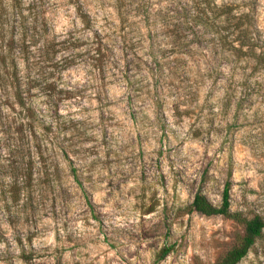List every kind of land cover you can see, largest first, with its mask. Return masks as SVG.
Returning a JSON list of instances; mask_svg holds the SVG:
<instances>
[{
    "label": "rangeland",
    "instance_id": "374dc122",
    "mask_svg": "<svg viewBox=\"0 0 264 264\" xmlns=\"http://www.w3.org/2000/svg\"><path fill=\"white\" fill-rule=\"evenodd\" d=\"M92 1L86 0L91 11ZM226 1L251 11L260 47L264 0ZM42 2L48 42L75 26L80 31L76 3ZM151 3L153 10L177 7ZM213 34L188 37L185 52L172 54L174 65H129L136 88L160 92L156 106L144 104L143 94L127 96L112 65L118 53L102 57L86 35L66 68L58 48L42 44L19 65L31 81L27 107L0 113V264H213L238 243L243 227L188 211L206 170L203 193L210 203L220 204L229 173L231 210L264 217V62L247 57L228 64ZM26 116L39 125L61 123L83 189L61 165L58 187L31 206L3 200V172L21 162L13 153L16 118ZM238 264H264V233Z\"/></svg>",
    "mask_w": 264,
    "mask_h": 264
},
{
    "label": "trees",
    "instance_id": "16d2710c",
    "mask_svg": "<svg viewBox=\"0 0 264 264\" xmlns=\"http://www.w3.org/2000/svg\"><path fill=\"white\" fill-rule=\"evenodd\" d=\"M72 1L77 5L80 31L75 26L72 31L63 34L62 40L57 43L51 40L50 43V25L44 16L42 0H0V113L8 109L14 111L15 106L20 107V113L25 112L26 87L31 81L27 73L21 74L19 65L30 59L32 53L40 48L39 44H42L41 47L51 45L58 48L57 52L64 56L62 66L66 68L75 61V52L80 47L78 42L84 35L93 39L91 47L95 44L102 57L103 51L111 55L118 53L112 65H118L127 96L135 99L143 94L144 104L148 100L154 106L159 103L160 92L151 94L147 90L143 93L136 88L129 65H174L178 58L173 59L172 54L185 52L189 45L188 37H198L203 31L214 33L217 47L225 52L228 64L236 65L247 57L257 64L264 62V43L260 47L254 45L251 11L245 12L240 5L226 0H168L172 6L176 3L177 7L173 6L172 10L165 7L153 10L151 0H113L111 6L94 0L93 11L89 10L86 0ZM108 7L115 13L117 23L111 19L113 15L108 12ZM216 19L220 20L219 23H215ZM141 30H145L146 34L143 35ZM241 93L246 96L245 92ZM55 116L54 120H59L57 111ZM26 117L16 118L19 138H12L15 142L13 153L19 156L21 162L3 172L8 181L4 189L1 188L3 200L19 202L22 199L23 206H31L38 195H46L48 189L58 187L63 171L61 165L65 166L67 176L83 189L71 158V154L75 153L65 139L61 123L39 125L37 120L29 121L30 117ZM207 174L206 170L200 175L188 211L205 217L221 216L243 227L238 243L213 263L238 264L263 237L264 217L254 215L247 218L241 212L231 210L229 173L223 184L220 204L215 206L210 203L203 193L209 179ZM8 195L9 198H6ZM86 205L91 206L88 201ZM168 251H161L158 260L165 258Z\"/></svg>",
    "mask_w": 264,
    "mask_h": 264
}]
</instances>
